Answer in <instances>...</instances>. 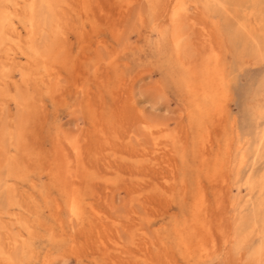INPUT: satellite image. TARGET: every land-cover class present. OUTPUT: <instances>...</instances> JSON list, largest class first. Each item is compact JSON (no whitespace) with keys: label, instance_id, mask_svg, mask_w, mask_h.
I'll return each mask as SVG.
<instances>
[{"label":"rangeland","instance_id":"1","mask_svg":"<svg viewBox=\"0 0 264 264\" xmlns=\"http://www.w3.org/2000/svg\"><path fill=\"white\" fill-rule=\"evenodd\" d=\"M0 264H264V0H0Z\"/></svg>","mask_w":264,"mask_h":264},{"label":"bare ground","instance_id":"2","mask_svg":"<svg viewBox=\"0 0 264 264\" xmlns=\"http://www.w3.org/2000/svg\"><path fill=\"white\" fill-rule=\"evenodd\" d=\"M40 1H41V0H40ZM44 3H45V1H44ZM252 3H253V2H252ZM38 4H39V3H38ZM42 4H43V3H42ZM43 5H44V4H43ZM43 5H42V6H43ZM48 5H49V4H48ZM40 6H41V5H40ZM37 8H38V7H37ZM46 10H47V9H46ZM1 12H2V11H1ZM25 12H26V11H25ZM31 12H32V11H31ZM42 12H43V11H41L40 15L44 13V12H43V13H42ZM37 13H38V12H37ZM45 14H46V13H45ZM47 15H48V14H47ZM41 16H42V15H41ZM41 16H40V18L37 17V19H38L39 21H41ZM43 16H44V14H43ZM47 19H48V18H47ZM35 20H36V19H35ZM35 20H34V21H35ZM43 20H44V19H43ZM248 20H249V19H248ZM45 21H46V19H45ZM35 22H36V21H35ZM46 22H47V21H46ZM41 24H42V22H41ZM37 25L39 26V24H36V26H37ZM43 26H44V25H43ZM40 28H41V27H40ZM231 28H232V27H231ZM35 29L38 30V28H36V27H35ZM36 30H35V31H36ZM11 31H12V30H11ZM11 34H12V33H11ZM19 35H20V34H19ZM238 39H239V38H238ZM55 48H56V47H55ZM34 52H35V51H34ZM39 55H40V53H39ZM27 68H28V67H27ZM212 71H213V70H212ZM220 77H221V76H220ZM205 85H206V84H205ZM212 90H213V89H212ZM33 109H34V108H33ZM21 114H22V113H21ZM30 114H31V113H30ZM30 114H29V115H30ZM30 120H31V119H30ZM1 133H2V132H1ZM5 143H6V142H5ZM8 144H9V143H8ZM20 145H21V144H20ZM75 147H76V146H75ZM76 150H77V149H76ZM260 150H261V149H260ZM4 161H5V159H4ZM5 191H6V190H5ZM12 194H13V193H12ZM254 226H255V225H254ZM258 256H259V255H258ZM259 257H260V256H259Z\"/></svg>","mask_w":264,"mask_h":264}]
</instances>
